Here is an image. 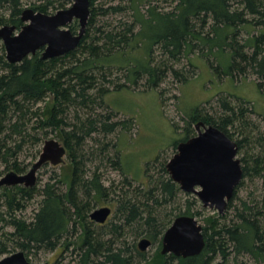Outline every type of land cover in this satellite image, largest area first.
Segmentation results:
<instances>
[{
	"label": "trees",
	"instance_id": "1",
	"mask_svg": "<svg viewBox=\"0 0 264 264\" xmlns=\"http://www.w3.org/2000/svg\"><path fill=\"white\" fill-rule=\"evenodd\" d=\"M42 1L35 9L46 12L55 5L51 0ZM92 2L83 36L74 49L63 55L43 59L37 50L11 63L0 43V176L5 170L24 172L27 165L19 161V153L24 145L41 140L39 130L43 134L55 132L70 158L67 170L52 175L41 189L0 186V254L17 249L28 256L62 244L73 246L77 264H135L136 258L141 264H229L230 260L239 264L237 258L241 255L249 256L254 264H264V195L259 200L239 198L237 204H232L243 179L263 176L264 172V155L247 151V136L235 140L237 149L245 152L240 157L242 178L224 212L206 217L202 250L187 257L162 254L161 238L173 218L181 214L196 216L199 212L192 209L194 201L188 197L183 210L176 206L175 210L162 211L176 202L181 189L159 156L146 163V181L132 185L133 178L129 179L120 167L117 140L135 123L131 117L115 119L118 113L104 100L110 91L137 87L161 94L160 85L169 76L176 83L186 81L189 70L178 64L183 58L191 63L190 54L194 52L204 57L213 70L218 67L214 64L215 53L227 54L228 66L221 74L233 79L254 74L261 88L264 0H172L169 9L153 0H128L127 5L104 9ZM0 7L9 11L7 17L0 15V24L10 23L19 29L24 9L21 1L0 0ZM124 10L131 14L116 25L100 24L95 18ZM77 26L75 22L70 24L73 31ZM113 73L117 77H111ZM217 103L223 111L219 115L206 111L204 105L183 114L182 140L195 134L197 121L218 127L231 139L228 127L247 123L244 109L236 108L227 98L219 97ZM94 106L104 110L97 111ZM117 128L121 131L111 146L103 143L97 153L95 149L84 150L86 139L96 140L94 134L106 136ZM173 145L176 148L177 142ZM97 155L123 174L120 187L114 181L103 183L99 165L86 168V162ZM157 163L154 173L152 168ZM36 195L41 197L31 219L16 216ZM100 201L115 202L114 218L98 224L100 229H96L88 214ZM228 210H232L229 217ZM129 235L157 243V251L146 257L135 240H126ZM117 241L120 244L115 247ZM216 258L220 261L215 262Z\"/></svg>",
	"mask_w": 264,
	"mask_h": 264
},
{
	"label": "rangeland",
	"instance_id": "2",
	"mask_svg": "<svg viewBox=\"0 0 264 264\" xmlns=\"http://www.w3.org/2000/svg\"><path fill=\"white\" fill-rule=\"evenodd\" d=\"M20 1L22 9L26 7L35 9L36 5H39L40 2H44L38 0ZM51 1H54L53 5H55L49 8L48 12L50 13L68 7L70 4L69 0ZM153 2L163 7V9H169L173 4L172 0H153ZM115 4L127 5L128 0H93L92 2V5L95 7L103 9L110 7L109 5ZM8 13L9 11L6 8L0 7V15L7 17ZM130 14L131 12L129 10H124L120 13L108 12L104 16H95V18L100 24L104 22L116 25L117 22L128 18ZM2 25L3 24H0V27ZM77 29L78 26L76 27V30ZM243 36L244 31L240 33V38ZM0 43H2L1 39ZM214 57L216 58L214 64L218 66L215 70L211 68L208 61L200 56L198 52L190 54L191 63L186 58H183L178 66H181L184 70H189V78L181 83H176L169 76L160 85L161 94L158 93V90L152 89L144 91L141 87H137L136 90L120 89L108 92L104 100L110 109L118 113L119 116L117 115L115 119L131 117L135 125H133L129 131L123 133H120L121 129L119 128H117L114 133L107 134L106 136L96 133L94 134L96 140L86 139L84 150L90 151L91 149H95L97 153L99 147H101L103 143L108 142L110 146L115 143L117 134L120 133L117 140L120 167L129 179L133 178L131 179L132 185H136L143 180L146 181L143 173L148 161H152L159 156V161L166 163L175 152L176 148H174L173 143L182 141L185 135L182 128L184 126L183 114L190 113L196 107L204 105L203 107L206 111L213 115H219L223 112L217 103L218 98L221 97L227 98L236 108L245 110L244 113L247 118V123L242 125L236 123L234 126L228 127V132L232 134V139H241L246 135L248 141H250V146L247 145V151L264 155V82H262V87L260 88L255 81L257 78L254 74H249L246 78L238 75L236 79L225 77L221 72L228 66V55L217 52ZM110 76L114 78L117 77L115 73ZM94 109L97 111L104 110L96 106H94ZM71 111L70 113L72 114ZM79 112L82 111L80 110ZM194 133L196 134V129ZM39 135L41 140L38 143L24 145L23 150L19 153V161L27 165L24 172L27 171L31 163L38 158L45 139L55 138L62 142L59 137L55 136V132L43 134L39 130ZM37 151L39 152L37 153ZM109 153H114L111 148H109ZM243 153L245 154L244 149L241 151L237 150V157H242L244 155ZM63 159L64 161L62 163L56 165L45 163L37 170V180L34 185L36 189H41L45 182L51 179L50 177L52 175H62L67 170L70 162L67 152ZM96 165H99L98 171L102 174V181L105 185L114 181L115 186H121V180L123 178L121 172L113 168L107 161L103 159L99 160L98 155L97 158L91 162H86V168L88 170ZM158 167L157 163V165H154L152 168V171L156 173ZM6 171L7 170H5L3 174ZM241 183L242 184L236 190L232 204H237L239 198H255L259 200L264 195V172L263 176H256L253 178L246 177ZM124 189H127V187H124ZM116 192L119 193V191ZM40 197L39 195L34 196L27 202L25 209L21 212L18 211L16 216L30 220L34 210L38 206ZM113 197L116 198V195L110 196V198ZM187 197L194 201L192 209L199 212L195 217L202 226L205 225L207 216L217 215L216 209L203 207L197 195L182 190L177 194L176 202L166 207L164 206L162 211L168 212L170 210H175L176 206L180 210H183L184 201ZM104 204L112 208L111 214L107 219V221L110 222L112 218H114L115 202L100 201L95 204L92 209ZM1 208L4 207L1 206ZM226 213L229 217L232 215V210H228ZM94 227L100 229V226L96 222H94ZM7 229L10 228L8 227ZM126 240L129 242L135 240L137 243L139 237L135 239L134 236L129 235ZM119 244L120 243L117 241L114 246L117 247ZM157 248V243H152L147 246L144 250L146 257L149 258L154 255ZM160 249L161 246L159 250ZM12 252H14V250L0 254V258ZM27 258L35 264L46 261L49 262V264H77L76 250H73L72 245L66 248L65 245L62 246V244H60L53 250L40 249L30 253ZM214 261L218 262L220 259L216 258ZM237 262L239 264H254L253 260L247 255L239 256ZM134 263L141 264L137 258L134 259ZM228 263L233 264V260L228 261Z\"/></svg>",
	"mask_w": 264,
	"mask_h": 264
},
{
	"label": "water",
	"instance_id": "3",
	"mask_svg": "<svg viewBox=\"0 0 264 264\" xmlns=\"http://www.w3.org/2000/svg\"><path fill=\"white\" fill-rule=\"evenodd\" d=\"M70 1V6L53 13L24 8L20 19L25 23L17 32L14 25L1 26L0 39L6 59L11 63L19 62L37 50H40L41 58L48 59L74 49L86 27L90 0ZM73 19H77L79 23L76 32L68 27ZM195 129L196 134L177 143L175 152L167 160L165 167L170 178L182 191L197 195L203 207L214 208L218 213H223L227 201L242 178L237 143L214 125L197 121ZM65 154L66 147L59 140L47 138L30 168L23 173L6 171L0 176V186L32 187L37 180V170L45 163H62ZM110 211L109 206H101L93 209L89 218L103 223ZM204 244L202 225L198 219L193 215L181 214L163 232L160 252L187 257L198 254ZM149 245L150 240L146 237H142L137 244L140 250H145ZM0 264L35 263L27 258L24 251L16 250L1 257Z\"/></svg>",
	"mask_w": 264,
	"mask_h": 264
},
{
	"label": "flooded vegetation",
	"instance_id": "4",
	"mask_svg": "<svg viewBox=\"0 0 264 264\" xmlns=\"http://www.w3.org/2000/svg\"><path fill=\"white\" fill-rule=\"evenodd\" d=\"M41 1H42V0H41ZM69 3H70V4H69V6H70L71 3H72V1L69 0ZM89 3H90V2H89ZM65 8H66V7H65ZM33 10H34V11H40V10H38V9H33ZM48 10H49V9H48ZM48 10H47L46 12H44V13H50V12H48ZM89 10L91 11V6H90V4H89ZM21 11H22V10H21ZM40 12H43V11H40ZM51 13H52V12H51ZM89 14H90V12H89ZM20 16H21V12H20ZM20 16H19V17H20ZM88 18H89V16H88ZM87 20H88V19H87ZM20 21H21V19H20ZM74 22L77 23V25H78V29H79V23H78V20H77V19H73V20L69 23L68 27L70 26V24H72V23H74ZM24 23H25L24 21H21V25H20V27H21ZM5 24H8V23H5ZM5 24H3V25H5ZM86 24H87V23H86ZM3 25H2V26H3ZM9 25H13V24H9ZM70 29H71V28H70ZM78 29H77V30H78ZM77 30H76V31H77ZM72 31H73V30H72ZM76 31H73V32H76ZM39 51H40V50H39ZM239 159H240V158H239ZM240 162H241V161H240ZM241 165H242V164H241ZM101 206H109V205L104 204V205H101ZM101 206H99V207H101ZM109 207H110V206H109ZM96 208H98V207H96ZM94 209H95V208H94ZM110 209H112V208L110 207ZM92 210H93V209H92ZM92 210H91V211H92ZM91 211H90V212H91ZM90 212H89V213H90ZM110 214H111V211H110ZM110 214H109V216H110ZM109 216H108V217H109ZM88 217H89V214H88ZM108 217H107V219H108ZM89 219H90V218H89ZM107 219H106L104 222H106ZM173 219H174V218H173ZM90 220H91V219H90ZM91 221H93V220H91ZM93 222H95V221H93ZM104 222H103V223H104ZM96 223H98V222H96ZM98 224H102V223H98ZM140 239H141V238H139V240H140ZM139 240H138V241H139ZM137 244H138V242H137Z\"/></svg>",
	"mask_w": 264,
	"mask_h": 264
},
{
	"label": "bare ground",
	"instance_id": "5",
	"mask_svg": "<svg viewBox=\"0 0 264 264\" xmlns=\"http://www.w3.org/2000/svg\"><path fill=\"white\" fill-rule=\"evenodd\" d=\"M30 8H31V7H30ZM14 26H15V25H14ZM21 27H22V26H21ZM21 27H20V28H21ZM20 28H19V29H20ZM19 29H17L16 26H15V32H17ZM62 144H63V143H62Z\"/></svg>",
	"mask_w": 264,
	"mask_h": 264
}]
</instances>
